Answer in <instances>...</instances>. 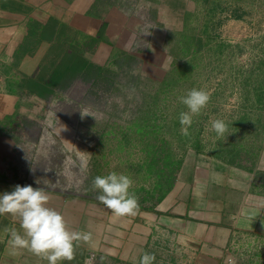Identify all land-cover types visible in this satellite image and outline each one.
<instances>
[{
    "label": "crops",
    "instance_id": "crops-1",
    "mask_svg": "<svg viewBox=\"0 0 264 264\" xmlns=\"http://www.w3.org/2000/svg\"><path fill=\"white\" fill-rule=\"evenodd\" d=\"M118 2L0 0V193L18 184L40 187L70 230L91 233L73 260L60 264H139L145 252L154 254V264H264V182L256 177V168L264 172V147H244L239 163L198 154L171 185L161 176L135 178L138 210L125 216L103 205L97 189L52 186L55 160L38 162V151H48L41 150L43 116L57 102L64 112L73 59L84 55L99 64L114 49L105 24L112 14L107 7ZM12 228L22 231L19 218L0 215V264H47L26 248H12Z\"/></svg>",
    "mask_w": 264,
    "mask_h": 264
},
{
    "label": "rangeland",
    "instance_id": "rangeland-1",
    "mask_svg": "<svg viewBox=\"0 0 264 264\" xmlns=\"http://www.w3.org/2000/svg\"><path fill=\"white\" fill-rule=\"evenodd\" d=\"M198 9L191 23L197 41L192 62L197 67L171 85H161L159 80L146 81L152 98H142L151 106L142 130L125 119L128 111L138 108L140 98L134 103L124 98L123 105L115 101L129 72L122 69L120 62H113V51L104 60L101 56L102 69L75 78L74 82L82 88L72 96L111 116L92 121L84 140L89 146L86 155L94 163L97 176L113 171L124 173L133 180V191L134 179L138 181L142 175H151L153 180L161 176L162 180L172 174L171 181L175 180L182 166L198 154L210 157L216 153L239 163L244 147H264V0H202ZM193 88L207 91L210 99L201 113L193 117L189 135L184 136L179 114L187 108L178 98ZM123 91L127 95L133 93L128 88ZM79 110L77 106L71 114ZM216 119L227 126L222 137L210 130L211 121ZM119 124H123L120 131ZM47 160L39 156L38 162L43 166ZM54 162V167L59 164L58 159ZM86 170V179L93 180L95 173L89 167ZM51 185L64 187L56 182Z\"/></svg>",
    "mask_w": 264,
    "mask_h": 264
},
{
    "label": "flooded vegetation",
    "instance_id": "flooded-vegetation-1",
    "mask_svg": "<svg viewBox=\"0 0 264 264\" xmlns=\"http://www.w3.org/2000/svg\"><path fill=\"white\" fill-rule=\"evenodd\" d=\"M201 2L202 0H119L114 7H107L110 12L112 11L111 22H107L105 26L107 28L110 25L114 48L113 62L119 65L121 63L122 69L129 72L128 79L123 81L122 90L115 101L123 105L126 102L123 101L124 98L128 97V103H134L140 98L141 103L137 109L131 113L128 111L127 117L124 113L121 115L126 120H131L130 125L134 128L142 130V124L145 123L147 116H150L147 109L151 106H147L146 103L149 102L142 99H146L147 96L148 99L152 98L149 95L150 90H147L149 86L147 80H155L157 83L159 80V84L167 86L176 82L177 78L183 79L187 71L196 69L197 64L192 61L196 57L197 41L191 23L198 14ZM104 33L102 30L101 35ZM83 56L75 57L72 61L77 69L71 67V71L66 72L65 84L69 90L62 94L67 103L64 112L61 108L63 105L57 102L56 109H50L43 116L41 150L48 148V151H40L38 155L52 161L58 159L59 164L53 167L50 173L51 179L55 178L56 183L64 188L93 191V180L87 182L83 179L87 173L85 168L89 167V170L95 173L94 163H91L92 160L86 155L89 153V146L84 140L89 125L92 126L94 121H98V118L104 115V117L110 115L88 107L83 99L72 96L82 88L81 84L74 82L75 77L88 75L103 68L99 66L100 61L98 64ZM158 74L161 79L156 78ZM124 88L131 89L132 95H127L123 91ZM59 96L58 92L57 98ZM77 106L80 110L75 115L71 114L73 108ZM82 112L89 114L82 115ZM123 124H119L118 131ZM256 170L257 180L264 182V172H259L258 168ZM94 176H97L96 173ZM76 177L79 178L78 181Z\"/></svg>",
    "mask_w": 264,
    "mask_h": 264
},
{
    "label": "clouds",
    "instance_id": "clouds-1",
    "mask_svg": "<svg viewBox=\"0 0 264 264\" xmlns=\"http://www.w3.org/2000/svg\"><path fill=\"white\" fill-rule=\"evenodd\" d=\"M178 99L187 108V111L179 114L180 131L182 135L188 136L193 117L199 115L206 107L210 96L203 89L193 88ZM87 114L89 112H82V115ZM210 130L222 137L227 131V126L223 120L216 119L211 121ZM132 185L130 176L113 171L94 177L92 186L99 190L98 199L103 205L115 215L125 216L134 215L138 210L137 197L130 191ZM202 195V186L197 184L193 188V196L198 199ZM48 201V194L40 187L32 185L18 184L12 191L0 193V215L11 214L18 217L22 229L9 230V244L14 250L28 249L46 260L47 264L71 261L79 243L91 241V233L70 230L63 215L47 206ZM154 261V254L145 252L140 257L139 264H154Z\"/></svg>",
    "mask_w": 264,
    "mask_h": 264
},
{
    "label": "trees",
    "instance_id": "trees-1",
    "mask_svg": "<svg viewBox=\"0 0 264 264\" xmlns=\"http://www.w3.org/2000/svg\"><path fill=\"white\" fill-rule=\"evenodd\" d=\"M171 175H172V174H168V175L164 178V180L167 182L168 185H169V184L171 185V183L173 182V181L171 182V180H172ZM172 176H173V175H172ZM156 189H157V191L160 189L159 185L157 186ZM163 195H164V193H163V190L161 189L160 192H159V194H158V198H157V199L159 200Z\"/></svg>",
    "mask_w": 264,
    "mask_h": 264
},
{
    "label": "built area",
    "instance_id": "built-area-1",
    "mask_svg": "<svg viewBox=\"0 0 264 264\" xmlns=\"http://www.w3.org/2000/svg\"><path fill=\"white\" fill-rule=\"evenodd\" d=\"M236 248H238V246H237ZM228 261H229L230 263H233V262L235 261V258H234L233 256H230V257L228 258Z\"/></svg>",
    "mask_w": 264,
    "mask_h": 264
}]
</instances>
